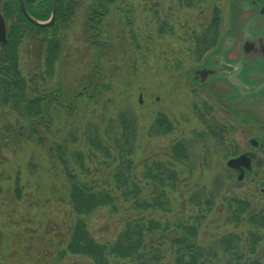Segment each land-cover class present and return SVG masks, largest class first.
Returning <instances> with one entry per match:
<instances>
[{
  "label": "rangeland",
  "instance_id": "obj_1",
  "mask_svg": "<svg viewBox=\"0 0 264 264\" xmlns=\"http://www.w3.org/2000/svg\"><path fill=\"white\" fill-rule=\"evenodd\" d=\"M233 1L218 0L220 44L222 38L225 43L229 42L231 33L228 32L234 24V16L244 8L236 6L239 9L233 14ZM90 2L82 0L70 27L61 32L65 39L63 52L54 75L47 79L46 88L50 94L58 91L60 102L66 106L52 103L53 118L49 124L62 129L70 127V123L80 126L90 118L103 128L109 119L125 111L134 116L139 129L138 148L133 157L138 170L147 160L167 162L173 142L183 139L195 146L190 159L197 162L196 166H191L194 170L190 168V173L188 168L181 170L183 176L188 177L186 198L193 190L199 191L205 185L210 188L213 179L221 178L228 196L247 201L255 210L263 207L264 197L263 203H259V196L252 193L250 173L238 181V172L226 165L228 159L249 150V138L258 130L247 122L250 114L231 115L208 90L193 84L189 78L192 70L203 64L206 54L217 47L201 57L195 56L190 48V33L200 31L210 19V2L189 9L178 0L148 3L125 0L117 6L123 8L122 11L112 9L105 18L102 37L108 41V47L111 46L102 50V57H96L98 49L86 39L89 34L85 10ZM241 16L246 17L247 10L242 11ZM160 23L170 28L171 33L159 34ZM40 37H27L19 47V68L26 79L36 74L37 65L42 67L37 49ZM238 39L237 35L236 46L239 47ZM247 66L243 62L239 67L245 71ZM82 86H89L86 92L92 102L78 105L76 109L71 97ZM159 115L173 123V131L147 136V129ZM24 122L12 111L0 109V264H93L84 256L64 252L75 221L68 205L67 181L59 168L54 170L48 165L45 157L46 149L42 145L51 142L50 135H46L44 143L38 142L32 134L29 138L12 137L18 125ZM7 127H11V134ZM214 127L217 132L213 130L214 137H210L208 130ZM221 128L223 139V134L219 138ZM261 140L264 144V133ZM260 167L258 174H264ZM141 184L142 188H147L144 182ZM183 190L180 185L173 195L172 213L156 217L172 221L181 216H195L196 206L179 195ZM124 205L120 202L116 211L110 207L99 208L84 219L97 242H113L125 221L136 216L133 209ZM243 224L241 229H245ZM232 230L233 227L226 224L224 208L220 207L203 223L198 242L211 244Z\"/></svg>",
  "mask_w": 264,
  "mask_h": 264
},
{
  "label": "trees",
  "instance_id": "obj_2",
  "mask_svg": "<svg viewBox=\"0 0 264 264\" xmlns=\"http://www.w3.org/2000/svg\"><path fill=\"white\" fill-rule=\"evenodd\" d=\"M23 1L34 19L44 22L50 18L53 0ZM144 1L148 3L151 0ZM178 1L189 9L204 2L212 5L206 26L190 33V48L195 56L201 57L208 50H213L220 40L218 0ZM237 1L234 0L231 6L233 14L238 10ZM124 2L91 0L87 5L89 35L86 39L98 49L96 57H102V50L111 46L108 47V41L102 37L107 14L112 9L122 11L123 8L117 6ZM81 5L82 0H59L54 21L50 25L39 26L25 18L18 0L0 3L7 37L6 43L0 45V109H8L25 121L14 132L7 127L10 134L13 132L12 137L29 138L32 134L38 142L44 143L46 135L51 136V142L41 145L45 146L48 165L54 170L59 168L67 181L68 205L75 219L64 252L84 256L93 264H264V217L256 215L250 219L249 203L228 196L221 183L223 179H213L212 187L205 185L185 197L189 190L188 177L183 176L181 170L188 168L190 173L194 170L191 166L197 163L190 159L195 149L190 142L183 139L174 141L167 162L147 160L138 170L133 157L138 148L139 129L133 115L119 112L103 128L90 118L80 126L70 123V127L62 129L49 124L53 118L52 103L66 104L60 102L58 91L47 93V79L54 75L63 52L65 39L61 32L68 30ZM158 33H171V30L160 23ZM30 36L33 39L41 36L37 40V49L38 57H42V67L37 65L36 74L26 79L19 68L18 53L21 42ZM88 89L89 86H82L71 97L76 109L78 105L92 102L86 92ZM97 93L96 90L95 95ZM173 129V123L159 115L147 129V136L170 134ZM213 130L217 132L216 127L208 130L210 137H214ZM223 131V128L219 130V138ZM142 182L147 188L141 187ZM180 185L184 190L179 195L196 206L197 214L172 221L156 217L157 214L172 213L173 195L177 194ZM120 202L125 204L123 207L133 209L136 216L125 221L113 242H97L84 219L102 207L116 211ZM220 207L224 208L226 224L233 227V232L218 237L211 244H200L198 236L203 223ZM243 222L245 229H241Z\"/></svg>",
  "mask_w": 264,
  "mask_h": 264
},
{
  "label": "flooded vegetation",
  "instance_id": "obj_3",
  "mask_svg": "<svg viewBox=\"0 0 264 264\" xmlns=\"http://www.w3.org/2000/svg\"><path fill=\"white\" fill-rule=\"evenodd\" d=\"M238 5L244 8L234 16V24L228 32L231 33L229 42L225 43L222 38L220 44L219 40L215 51L207 54L203 64L192 70L189 78L193 84L208 90L231 115L250 114L247 122L258 130L249 138V150L240 154L250 156V171L244 174L250 173L252 193L259 196V203H263L264 174L257 171L262 166L264 172V144L261 140L264 133V0H238ZM244 10H247L246 17L241 16ZM237 35L239 47L236 46ZM219 46L221 52L217 49ZM243 62L248 64L245 71L239 67ZM254 177L257 187L253 184ZM253 207L250 204V219L256 215L264 217V206L256 210Z\"/></svg>",
  "mask_w": 264,
  "mask_h": 264
},
{
  "label": "water",
  "instance_id": "obj_4",
  "mask_svg": "<svg viewBox=\"0 0 264 264\" xmlns=\"http://www.w3.org/2000/svg\"><path fill=\"white\" fill-rule=\"evenodd\" d=\"M18 2H19V6H20L22 13L27 20H29L30 22H32L36 25H39V26H47V25H50L54 21L59 0H53L50 18L44 22L38 21V20L34 19L32 16H30V14L27 12V10L25 8L23 0H18ZM6 41H7L6 22L4 20V17L2 15L1 11H0V45L5 44ZM196 72H198V71H194V73H196ZM139 102H141V97L139 98ZM226 165L228 168L238 171L237 180L241 181L244 178L245 170L250 171V156L246 153L240 154L237 157L228 159L226 162Z\"/></svg>",
  "mask_w": 264,
  "mask_h": 264
}]
</instances>
